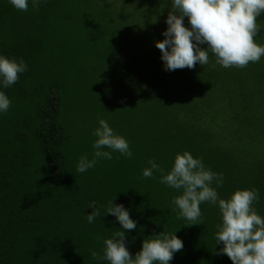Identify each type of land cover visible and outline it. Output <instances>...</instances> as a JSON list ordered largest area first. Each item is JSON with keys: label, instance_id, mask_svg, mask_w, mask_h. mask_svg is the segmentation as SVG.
<instances>
[{"label": "trees", "instance_id": "16d2710c", "mask_svg": "<svg viewBox=\"0 0 264 264\" xmlns=\"http://www.w3.org/2000/svg\"><path fill=\"white\" fill-rule=\"evenodd\" d=\"M187 10L0 0V264H264V67Z\"/></svg>", "mask_w": 264, "mask_h": 264}, {"label": "rangeland", "instance_id": "374dc122", "mask_svg": "<svg viewBox=\"0 0 264 264\" xmlns=\"http://www.w3.org/2000/svg\"><path fill=\"white\" fill-rule=\"evenodd\" d=\"M260 1L261 0H106L113 9H116L118 15L124 18V21L125 19H129L130 21L135 20V24H137L135 29H144V32L153 25V23L149 21L150 17L155 18V20L152 19L155 21V24H157L160 19L156 16L153 17L150 13H154L157 16L161 13L167 16V14L177 13V11L181 12L188 8V10L185 11L186 15H190L192 12H195V14H204V12L209 11L207 19L210 22L212 19H218L219 16H222L225 19V23H230L229 29L231 30L226 27L228 35L232 37V39L234 35H238L241 39L240 43L246 50H250L248 56L252 63H258L264 67V23L260 35L256 34L252 38H247V34L250 30L254 29L252 20L256 18L255 15L259 8ZM261 19L264 21L263 18ZM210 30L214 29L210 27L208 32ZM215 30L219 32L223 29L217 26ZM232 53L233 55H237L236 50ZM262 69L264 70V68Z\"/></svg>", "mask_w": 264, "mask_h": 264}]
</instances>
